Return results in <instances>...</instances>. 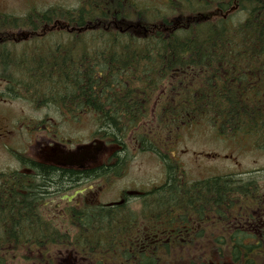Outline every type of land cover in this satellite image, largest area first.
<instances>
[{"label":"trees","instance_id":"trees-1","mask_svg":"<svg viewBox=\"0 0 264 264\" xmlns=\"http://www.w3.org/2000/svg\"><path fill=\"white\" fill-rule=\"evenodd\" d=\"M203 1L171 0L162 11L136 0L124 5L80 0L77 8L53 6L22 17L1 14L0 33L12 31L13 38L0 39V77L13 83L0 88V97L36 110L92 113L95 135L106 140L107 131H113L119 143L141 131L162 91V126L204 122L232 139L240 133L264 135V30L252 29L262 9L253 0H226L218 15L211 2L215 18L187 21L204 11ZM141 142L142 151L159 156L169 176L158 190L160 203L170 205L175 180L199 191L208 188L211 205L221 197L219 190H225V201L234 200L240 188L234 175L189 182L180 162L148 136ZM20 161L22 170L0 172V264H46L53 262L47 256L61 248L99 252L97 239L108 228L101 210L72 215L70 228L61 231L41 208L49 196L76 183L77 175L106 168L75 172L37 168L26 157ZM66 238L83 241L49 242Z\"/></svg>","mask_w":264,"mask_h":264},{"label":"flooded vegetation","instance_id":"flooded-vegetation-1","mask_svg":"<svg viewBox=\"0 0 264 264\" xmlns=\"http://www.w3.org/2000/svg\"><path fill=\"white\" fill-rule=\"evenodd\" d=\"M127 1L118 0V3L124 5ZM155 1L167 5L171 0ZM253 1L262 9L255 16L252 27L255 33L264 30V0ZM211 2L216 3L218 15L224 12L222 7L226 0H204L201 5L204 11L197 12L198 19H192L205 21L215 18L216 12L210 8ZM117 15L115 18L118 19ZM11 83L13 80L0 77V85ZM58 112L63 116L80 114L64 110ZM144 126L140 125L141 131L136 130L135 136L132 137L131 132L126 138L119 139V143L115 142L112 130L107 131L106 140L96 136V130L88 144L105 141L107 147L102 148L99 155L95 153L97 150L94 151L96 147L90 151L78 149L72 154L71 150H76V145L72 147L64 139H58L56 132L51 135L47 131H37L34 134L33 140L39 150L33 151L30 147L31 152H28L26 158L32 166L43 165L75 172H98L106 168L91 176L77 175L76 183L71 182L67 191L59 195L49 196L41 208L45 217L61 231L70 228L72 215L75 217L82 211L101 210L106 215L105 224L108 227L102 228L105 234L97 239L102 248L97 253H75L65 249L57 255H48L47 258L54 263L46 264H264V185L261 186L255 179V173L258 172L234 174L240 188L235 191L232 203L230 199L226 200L229 201L228 205L225 190L218 191L221 197L212 201L211 205L208 188L199 191L192 189V185L178 183L176 180L169 199L170 205L160 203L162 194H158V190L167 184V174L163 181L157 183L118 190L107 202L100 199L103 194L110 192L104 189L103 182L106 187L113 189L116 182L127 176L130 138L138 142L140 149L142 137L148 136L151 139L145 133ZM11 138L13 127L3 118L0 121V151L11 153L8 144ZM254 138L256 144H264V135L257 133ZM153 141L155 144L160 143L156 138ZM40 142H44V145L40 146ZM79 161L83 162L80 164ZM72 163L75 166H68ZM24 166V162L16 160L14 169L20 171ZM11 168L13 170V163ZM243 184L250 186L242 189ZM187 186L191 188L181 189ZM179 192L182 195H178ZM88 194L90 198L86 197ZM65 241L76 243L83 240L66 238L49 242Z\"/></svg>","mask_w":264,"mask_h":264},{"label":"rangeland","instance_id":"rangeland-1","mask_svg":"<svg viewBox=\"0 0 264 264\" xmlns=\"http://www.w3.org/2000/svg\"><path fill=\"white\" fill-rule=\"evenodd\" d=\"M78 3L79 0H0V12L24 15L30 8L45 9L53 5L73 8ZM148 3L161 7L158 2L148 0ZM3 118L13 124V138L8 142L11 153L0 151V171L11 163L14 167V156L28 154L31 152L30 147L33 151L38 150V144L33 140L37 131H47L51 135L56 132L58 139H64L75 146L89 142L97 129L92 114L68 117L56 113L54 109L34 110L24 102H0V121ZM144 123L145 133L151 137L152 143L153 139H158L161 143L154 144L183 164L192 179L258 171L260 185H264V148L254 147V144L251 146L254 139L252 135H249L250 138L241 135L234 141L225 140L211 125L204 122L172 128L163 126L162 129L154 115L148 117ZM175 132L177 136L172 139L170 135ZM163 142L171 143V150L162 146ZM129 147L132 159L126 167L127 176L116 182L113 189L102 183L104 189L110 191L100 197L105 202L111 200L118 190L139 188L164 179L166 169L154 153L142 152L138 142H134L132 138ZM86 197L90 198L91 195Z\"/></svg>","mask_w":264,"mask_h":264}]
</instances>
